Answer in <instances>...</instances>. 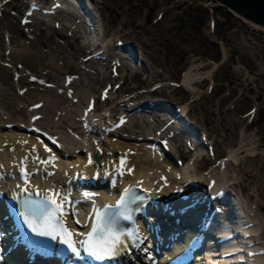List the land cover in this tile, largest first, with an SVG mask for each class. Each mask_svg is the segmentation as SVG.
Masks as SVG:
<instances>
[{
	"label": "rangeland",
	"instance_id": "rangeland-1",
	"mask_svg": "<svg viewBox=\"0 0 264 264\" xmlns=\"http://www.w3.org/2000/svg\"><path fill=\"white\" fill-rule=\"evenodd\" d=\"M2 2L0 0V122L31 123L36 126L35 129L39 128L37 122H40L43 127L54 131V134L56 132L66 138L70 146L80 138L84 142L78 143L79 148L83 144L90 146L91 140L80 134L82 109L88 103L87 98L99 94L111 82L109 78L114 80L112 94L109 96L115 99L105 103L99 100L96 104V116L101 115V111L106 108H111L112 111L121 109L122 101L140 104L148 98L166 100L178 106L179 110L184 106L186 109L190 107L186 117L191 119L201 136L213 147L216 157L206 154L204 159L193 162L191 154L204 153L205 148L199 147L202 149L200 150L194 146L195 143L190 142L191 145L188 146L185 140L175 138L180 142L179 153L175 150L172 152L174 158L183 159L180 168L189 169L188 173L196 174L205 169L203 171L219 175V180L227 186L231 203L235 199L246 198L243 200L246 202L244 210L239 209L240 215L253 223L250 227H258L254 231L255 239L264 245V235L261 237L256 232L259 233V228L264 229V214L254 199L247 200L248 193H255L252 189H256L258 181L253 180L246 184L245 189H241L237 184L231 183L237 179L238 168L229 163L230 160H225L229 166L220 163L241 140L247 149L256 147L258 151L262 148L264 150V28L256 27L250 20L211 0H85L89 14L85 15L80 4L76 8L78 12L73 9L58 11L60 13L49 15L48 20L37 19L29 26H23L19 20V14H22V8L26 6L24 0H10L5 5ZM92 15L96 17V21L99 20L93 29L90 25ZM110 38L112 40L109 41ZM115 39L130 42L138 53L135 60L140 59V63L136 64L131 59H125L123 65L119 66L120 74L124 72L122 77L117 78L116 73L110 71V66L116 64L115 60H120L114 53L107 55L100 63L92 59L82 62L83 56L88 53L84 42L92 45L101 43L102 45H95L93 50L104 53L103 43L109 41L108 45L113 47ZM17 54L22 57L17 58ZM192 67L193 81L196 78L202 81L193 82L187 87L181 85L182 79ZM123 69L125 70L122 71ZM68 72L75 73L74 81L70 83L64 79ZM120 80L122 83H119ZM157 84L159 86L153 88ZM142 89L145 91L141 92ZM62 94L65 96L62 97ZM37 100L42 101V106L45 103L40 109L32 106V101ZM118 101L121 103H117ZM144 108L145 111L140 110L130 115L131 120L136 123L132 122L129 126L136 135L139 134L134 142H139V137L144 134H151L149 131L155 129V126V133L162 132V120L165 123L168 121V128L177 129L180 126L178 121L170 120L171 115L167 112L149 106ZM35 113L40 115L38 120H34ZM126 116L122 115L124 119ZM233 122L235 126L231 125ZM70 127L76 129L70 131ZM14 130L13 126L0 130V140L2 136L7 137L3 140L6 143L2 141L4 147L26 144V139L13 136V132L25 133L26 130ZM122 131L127 132L124 127L119 130L121 133ZM26 134L31 135V131H26ZM178 141L175 143L178 144ZM106 142L109 144L107 140ZM31 144L27 143L25 146ZM192 146L194 150L190 149ZM138 150L137 154L143 152L141 148ZM258 161L259 159L255 162L249 160L252 165L249 163L248 167L258 169ZM214 165L215 168L211 170ZM1 182L2 180L0 184ZM258 200L264 205V191ZM256 223L262 225L259 227ZM261 255L264 256V252ZM261 259L252 257L247 262L255 264L257 261H264Z\"/></svg>",
	"mask_w": 264,
	"mask_h": 264
},
{
	"label": "bare ground",
	"instance_id": "bare-ground-1",
	"mask_svg": "<svg viewBox=\"0 0 264 264\" xmlns=\"http://www.w3.org/2000/svg\"><path fill=\"white\" fill-rule=\"evenodd\" d=\"M56 1H58V0H56ZM56 1L55 0H52L51 2H53V3H56ZM61 1V8H59V9H55V6H54V4L53 5H51L50 7H51V9H50V14H52V13H57L58 11H66V9H68V10H72L73 9V11H77L78 12V9H76L77 7H80V4L81 3H78V1L77 0H66L65 2H63L62 0H60ZM211 1H213V2H215V3H218V4H220L218 1H215V0H211ZM70 2V3H69ZM65 4H67V5H65ZM57 8V7H56ZM61 9V10H60ZM230 9V8H229ZM231 10V9H230ZM232 12H234V11H232ZM236 13V12H235ZM237 14V13H236ZM237 15H239V14H237ZM92 18L90 19V22H91V24L90 25H92V29L95 27V25L97 24V22L99 21H96V17H94L93 15L91 16ZM251 21V20H250ZM100 23V22H99ZM251 23H253L252 21H251ZM253 24H255V26L256 27H258V28H264L262 25H260V24H256L255 22L253 23ZM85 26V25H84ZM106 26V25H105ZM86 28H88V27H86ZM89 28H91V27H89ZM107 28V27H106ZM105 28V29H106ZM104 29V28H103ZM108 40V39H107ZM110 40H112L111 38L109 39V41ZM116 40V39H115ZM109 41H107V42H104L103 43V47H102V51L105 53H107V54H113V52L111 51V45L109 44L108 45V43H109ZM151 42V41H150ZM147 43V42H146ZM84 45L86 46V47H88V50L89 51H91V50H93V48L95 47L94 45H92L91 43H89V44H87V43H85L84 42ZM84 45H83V48H85L84 47ZM141 45H142V43H141ZM145 46V45H144ZM154 45H152V47H153ZM82 47V46H81ZM130 47H132V48H134L133 47V45L132 46H130ZM156 48V47H155ZM119 49V48H118ZM151 49V48H150ZM145 50V49H144ZM147 51V50H146ZM98 53V52H97ZM122 54V53H121ZM23 55V54H22ZM37 55V54H36ZM127 54H123L122 56L123 57H125ZM21 55H19V54H17V58H19ZM29 57L31 56V55H28ZM128 56V55H127ZM136 56V55H135ZM22 57V56H21ZM20 57V58H21ZM27 57V56H26ZM31 58H32V56H31ZM148 58V57H147ZM29 59V58H28ZM135 59H137V57L135 58ZM118 66H121V65H123V63H120L119 62V60L118 59H116V62H115ZM15 65V64H14ZM202 65V64H201ZM16 66V65H15ZM46 66V65H45ZM60 66V65H59ZM197 66V65H196ZM47 67V66H46ZM52 67H54L53 65H52ZM56 67V66H55ZM202 67H203V65H202ZM67 68V67H66ZM196 68V67H195ZM193 67L192 68H190V70H189V73L188 74H186V77L185 78H183L182 79V83H181V85H184V86H186L187 87V85L188 86H190L193 82H201L202 81V79H200V78H196V80L195 81H193V79L194 78H192V76L193 75H191V71H193ZM66 70V69H65ZM72 71H73V69H71ZM125 69H123L122 71H124ZM150 70V69H149ZM199 70V69H198ZM75 71V70H74ZM151 71V70H150ZM153 71V70H152ZM158 72V71H157ZM20 73V72H19ZM59 73V72H58ZM73 73V72H72ZM65 74V73H64ZM82 74V73H81ZM80 74V75H81ZM67 75V74H66ZM122 75H124V72H122L121 74H120V76L122 77ZM161 75V74H160ZM23 76V75H22ZM109 77V76H108ZM194 77H196V75H194ZM197 77H200V76H197ZM18 78V77H17ZM23 78V77H22ZM203 78V77H202ZM27 79V78H26ZM76 79V78H75ZM147 79V78H146ZM155 79V78H154ZM29 80V79H28ZM37 80V79H36ZM41 80V79H40ZM22 81V80H21ZM74 81V80H73ZM76 81V80H75ZM109 81H111V82H109V83H112L113 84V82H114V80L112 81L110 78H109ZM15 82V81H14ZM20 82V81H19ZM26 82H27V80H26ZM36 83V82H35ZM42 83V82H41ZM7 85H9V84H7ZM28 85V84H27ZM72 85V84H71ZM164 85H166V84H164ZM18 86V85H17ZM39 86H41V84L39 85ZM112 85H110L109 87H111ZM26 87V86H25ZM42 87V86H41ZM45 87V86H44ZM52 87V86H51ZM69 87V86H68ZM32 88H33V86H32ZM38 88V87H37ZM70 89H71V86L69 87ZM68 88V89H69ZM9 89V88H8ZM57 89H59V88H57ZM7 91V90H6ZM24 91H27V90H25V88H24ZM29 91H31V89L29 90ZM2 92H3V90H2ZM9 92V91H8ZM58 92H59V90H58ZM64 92V91H63ZM67 92V91H66ZM73 92V91H72ZM135 92V91H134ZM14 93H16V91H14ZM22 94V93H21ZM63 95V94H62ZM70 95H72V94H69V96ZM96 95H98V94H96ZM30 96V95H29ZM65 95H63L62 97H64ZM68 96V97H69ZM98 96H100V95H98ZM131 96V95H130ZM19 97V96H18ZM54 97V96H53ZM56 98L58 97V96H55ZM91 97V96H90ZM60 98V97H59ZM73 98V97H72ZM21 99V98H20ZM39 99H41V98H39ZM45 99V98H44ZM66 99V98H65ZM78 99V98H77ZM87 99H89V98H87ZM105 100H112V99H115V98H113V96L111 97V96H105V98H104ZM58 100V99H57ZM122 100V99H121ZM25 101V100H24ZM37 101H39V100H37ZM37 101H32V103H36ZM44 101V100H43ZM47 101H49V100H47ZM47 101H46V104H47ZM60 102H61V100H59ZM81 101V100H80ZM145 101H146V99H144V101H141L140 102V105H142V106H144L143 104L145 103ZM54 102V101H53ZM63 102V101H62ZM87 102H88V100H87ZM55 103V102H54ZM59 103V102H58ZM58 103H56V104H58ZM117 103H119L120 104V102L118 101ZM116 103V104H117ZM127 102H125V104H126ZM171 103V102H170ZM48 104H49V102H48ZM63 104V103H62ZM44 105H45V103H44ZM43 105V106H44ZM52 105H53V103H52ZM51 105V106H52ZM166 105H168L167 103H166ZM42 106V107H43ZM50 106V107H51ZM55 106V105H54ZM60 106V105H59ZM148 106V105H147ZM176 108L178 107V106H176V105H174ZM174 106H173V108H174ZM56 107V106H55ZM151 107V106H150ZM47 108V107H46ZM62 108V107H61ZM152 108H157L159 111L160 110H162L161 108H165V107H163V106H161V108H160V106L159 105H154V106H152ZM190 108V107H189ZM189 108H187L186 109V106H184V107H181V113L184 115V116H187L186 114H187V112L189 111L190 112V110H189ZM53 109H54V107H53ZM57 109H58V107H57ZM64 109V108H63ZM55 110V109H54ZM180 110H178L179 112H180ZM63 111V110H62ZM164 112H166V110L164 111ZM171 113L169 114V115H171V117H172V115H173V113H172V111H170ZM57 113V112H56ZM59 113V112H58ZM64 113V112H63ZM31 115H33V114H31ZM70 116V115H69ZM131 116H132V114H131ZM127 117H128V115H127ZM135 117V116H134ZM179 120H180V118H178ZM133 120V119H132ZM131 120V121H132ZM136 120V119H135ZM171 120V119H170ZM125 121H126V123H128V122H130L129 121V119L128 118H125ZM174 121V120H173ZM6 122H8V121H6ZM133 122V124H135L136 122L133 120L132 121ZM174 122H176V121H174ZM235 122H236V120H235ZM235 122H233V123H231V125L232 126H235ZM67 124V123H66ZM178 124L180 125L178 128H181V126H185V125H183L184 124V122L183 121H178ZM29 125H31V123H29ZM29 125H25V124H20V123H16V122H13V128H15V130H20V129H24V130H26V131H28L27 130V128L29 127ZM11 126V127H12ZM61 126V125H60ZM60 126H58V127H60ZM95 125H93V127H94ZM136 126V125H135ZM6 127V125H5V121L3 122H0V130H2V129H4ZM129 126H126L125 127V129L127 130V128H128ZM74 128H71L70 127V130H73ZM93 129V128H92ZM98 129V128H97ZM101 129V128H100ZM14 130V131H15ZM102 130V129H101ZM26 131H25V133L24 132H13V133H15V134H13V136L14 137H16V136H19L20 137V139L21 138H23V139H21V140H25L26 139V144L27 143H29V144H33V143H35L37 140V136H38V134H36L35 132L36 131H38L37 129H34V132L33 131H31V135H27L26 134ZM101 133H100V135H99V138H97V139H99V141H97L96 142V145H90V146H88L89 148L88 149H91V150H89L90 152H94L95 150H96V146L97 147H102V148H104V150L106 149H108L109 150V154H108V156H107V158H106V161L107 162H109V163H111V159H112V157L111 156H113L114 154V152L115 151H122V153H121V155H119V159L122 161V163L124 164V165H126V168H127V170H128V172H127V174H125V176H123V178L122 179H125L126 181L124 182V184L125 183H131V184H133V183H135V184H138V183H141V184H143L144 186H145V188L146 187H155V188H158V186L161 184V183H163V181H162V178H167L166 180H169L170 182L172 181V178L174 177V181H175V179H177V173L178 174H180V180L178 181L179 182V184L181 183V185H183V182H188V188L191 186V184L193 183V181L194 182H196L195 184H193L192 185V187L190 188V190L191 191H193L195 188H197V185H199L198 187L200 188V189H202V182L203 183H205V182H210L209 180H215V182L214 183H216V184H214V186L215 185H218V186H220L221 188H222V186L223 187H225V184H223L222 183V181L221 180H219V175H217V174H215L214 172H212L211 171V173H210V171L209 172H206V171H203V170H205V169H203V170H201V172H196V174H191V173H188V171L187 170H189V169H184V168H180V166H178V165H176V166H174V165H172L171 164V162L170 163H168L167 161H166V159H163V158H161L160 159V163L161 164H159V162H157V158L155 157V154L154 153H152L153 151H154V149L152 150V149H148V150H145V152L143 153V152H141L140 154H144V155H140V154H135V155H132L131 156V158H128V159H126V160H123L122 159V156H124V154H123V151L125 150V148L127 147V146H129L128 145V143L126 142V141H121L120 139L119 140H117V139H113V136L112 137H108V135L105 133V129L103 128V130L102 131H100ZM110 132H112L113 133V135L115 134V135H119V134H123V131H122V133H120V132H117V130H115V129H112V128H110ZM126 132V131H125ZM158 132H160V131H158ZM3 132H1V135H3L2 134ZM56 133V132H55ZM232 133V132H231ZM239 133V132H238ZM32 134H34L35 136H32ZM145 135V134H144ZM124 136H126V139L127 140H135V138L137 139V137L136 136H139V134L138 135H136L135 133H132L131 131L130 132H128L127 134H124ZM142 137V136H141ZM241 137V136H240ZM7 137L6 136H2V138H1V140H0V146L2 147L3 145H2V141L3 140H5ZM62 138V137H61ZM150 138H152V137H150ZM63 139V142H67V144L68 143H70L68 140H66V138H62ZM103 139H106L107 141H108V143L109 144H104V143H102V142H100L101 140H103ZM153 139V138H152ZM180 142V141H179ZM249 142H250V140H249ZM26 144H24V145H12V147H10L9 145H7V147H4L3 146V148L4 149H6V150H0V165H3V166H6V167H13L12 169L14 170V168H15V166L17 165V162L18 161H20L21 160V158H23V153L25 152L24 151V147L23 146H25ZM142 145H144V143H141ZM249 144V143H248ZM41 145H44V146H47V144H44V142H41ZM73 146H70L71 148L69 149V148H62L61 147V152L63 153V154H65L66 156L68 155V156H70V159H66V158H62V159H59L58 161H55L54 163L57 165V167H60V169H62L63 168V172L65 171V172H67V170H68V167H71V166H73L74 168H79V169H81L83 172L82 173H85V174H88V173H92V169L91 170H89V168H87L88 167V164H86V160H85V158H84V156L85 155H83V154H81V153H79V152H76L75 150L77 149V148H79V146H77V143L75 142L74 144H72ZM246 144L243 142V140H241V141H238L237 142V144L235 145L236 147H234V149H233V151L232 150H230L229 151V153H228V157H226V158H224V160L223 159H221V161H220V163L222 164V165H227V166H229V163H231L233 166L235 165L236 167L235 168H238V170H237V174H236V180H234V181H231V183H233V184H237L239 187H241V189H245L246 187V184H250L251 182H253V180H257L258 181V183L255 185L256 186V189H252L253 191H255V193H248L247 194V200H251L252 201V199H254V201L255 202H257L258 203V207H259V210H261L262 211V214H264V205H262L261 203H259L260 201L258 200V198H260V196H261V193H262V191H264V150H263V148H262V150L261 151H258V150H256L257 148L256 147H254V148H252L251 149V147L250 148H248L247 149V147H244ZM251 145V144H250ZM10 148H9V147ZM82 146V145H81ZM178 147H179V145L177 146H175V149H173V150H175V151H177L178 153H179V150H178ZM56 148H57V146H56ZM132 148H133V146H132ZM197 148V147H196ZM199 148V147H198ZM60 150V148H57V150ZM135 149V148H134ZM200 149V148H199ZM260 149V148H259ZM23 150V151H22ZM200 150H202V149H200ZM247 150V151H246ZM51 151V150H50ZM246 151V152H245ZM76 152V153H75ZM105 152V151H104ZM243 152H245V154H243ZM54 153V152H53ZM186 152H184V154H185ZM243 154V155H242ZM180 155H182V154H180ZM215 156H216V154H215ZM191 157H193L194 159H193V162H195V161H198V160H200V158H202V159H204V156L202 155V152L201 153H199V154H191ZM190 157V158H191ZM174 158V157H173ZM189 158V159H190ZM257 159H259V161H260V167L258 168V169H255V167L254 168H251V167H248V165H249V160H251V162H255V160H257ZM225 160H230L229 161V163L228 162H226ZM120 161V162H121ZM207 161V160H206ZM216 161V160H215ZM258 161V162H259ZM217 162V161H216ZM215 162V163H216ZM223 162V163H222ZM228 163V164H227ZM189 164L190 163H188V167H189ZM219 164V163H218ZM251 164V163H250ZM87 165V166H86ZM112 164H110L109 166H111ZM252 165V164H251ZM250 166V165H249ZM257 166V165H256ZM52 167V166H51ZM53 167H55V165H53ZM258 167V166H257ZM5 168V167H4ZM49 168V167H48ZM190 168V167H189ZM215 168V165L213 166V168L211 169V170H213ZM99 169V171L100 172H105L106 171V169L105 168H98ZM206 170H208V169H206ZM206 172V173H205ZM235 174V173H234ZM233 174V175H234ZM232 176V175H231ZM230 177V176H229ZM231 178V177H230ZM230 183V182H229ZM252 184H254V183H252ZM214 186H212V188H211V193H213V191L215 192V190H217ZM251 186V185H250ZM249 187V186H248ZM198 188V189H199ZM221 188H219V189H221ZM238 188V187H237ZM123 189V188H122ZM251 189V188H250ZM203 191H205V189L204 190H202L201 192H197V194L199 195V193H202L201 195H203L204 194V192ZM244 191V190H243ZM251 191V190H250ZM257 191V192H256ZM211 193H209V194H211ZM200 195V196H201ZM237 195H238V193H237ZM241 196V195H240ZM239 196V197H240ZM237 197V196H236ZM105 198V197H104ZM241 198V197H240ZM263 198V197H262ZM246 200V198H243V200ZM243 200H241V199H238V200H236L235 199V201L232 203V205H229L230 206V212L231 213H233L234 215H235V217H237L238 219V221L237 222H239V224H245V223H247V222H250V221H248V220H244V218H243V216L241 217V215H240V211H239V209L241 208L242 210H244V204L246 203V202H243ZM254 203V202H253ZM256 203V204H257ZM249 204H251V203H249ZM264 204V203H263ZM246 205V204H245ZM253 206V205H252ZM254 206H257V205H254ZM255 208L256 207H254V210H255ZM238 209V210H237ZM242 213V212H241ZM258 213V212H257ZM261 214V215H262ZM242 215H243V213H242ZM246 216V215H245ZM248 216V215H247ZM257 216V215H256ZM253 217V216H252ZM251 216H250V218H252ZM262 219H264V215H262ZM193 220H194V218H193ZM259 220V219H258ZM260 221V220H259ZM263 221V220H262ZM253 224V223H252ZM257 224V223H256ZM257 225H259V223L257 224ZM260 225H262V224H260ZM260 225H259V227H260ZM258 229V227L256 228V229H254V228H252V227H250V229H248L249 231H250V233H251V235L253 236V235H255V230H257ZM253 230V231H252ZM257 232V235H261V237H262V235H264V229H260L259 228V233H258V231H256ZM262 247L263 248H261L260 246L259 247H256L255 248V246L253 245L252 246V248H248V250H251V251H254L255 253H254V257L255 258H262L261 260H264V256L263 255H261V253H263L264 252V245L262 244ZM213 254H216V251H214V253ZM11 255H12V257L9 259L10 261H12L13 263L15 262V264H28V262H27V259H25V255L23 254V252H22V250H12V253H11ZM241 254H239L238 256H240ZM253 257V258H254ZM232 259H234L235 257H231ZM238 258V257H237ZM239 259V258H238ZM226 259H225V256H224V258H221L220 259V261H219V263L221 262H223V261H225ZM216 261H218V259H216ZM228 261V260H227ZM216 263V262H215ZM215 263H213V264H215ZM246 263V262H245ZM244 263V264H245ZM29 264H55V263H53V262H34V263H29ZM240 264H242L241 262H240ZM255 264H264V261H257Z\"/></svg>",
	"mask_w": 264,
	"mask_h": 264
},
{
	"label": "snow or ice",
	"instance_id": "snow-or-ice-1",
	"mask_svg": "<svg viewBox=\"0 0 264 264\" xmlns=\"http://www.w3.org/2000/svg\"><path fill=\"white\" fill-rule=\"evenodd\" d=\"M130 190H125V195H128ZM58 195V193L56 194ZM134 201H143V197L134 196ZM55 204L56 202L50 201ZM124 199L119 201V204H124ZM43 205L37 204L31 208L33 217L37 213L43 212ZM111 206H105V212H97L95 215L96 222L92 225L91 232L87 234V240L84 241L86 245V251L98 260L110 258L117 252L118 246L122 244L121 234L116 231V217L108 215L107 210ZM62 204H56V207L48 212H43L41 222L37 223L34 219H29L28 215L21 212V215L25 217V221L33 232H37L39 235L51 236L55 239L58 235L62 237V242L71 248L73 253L79 255L78 249L74 246L71 236L72 233L66 228L61 219L58 216V211H62ZM79 223V221H77Z\"/></svg>",
	"mask_w": 264,
	"mask_h": 264
},
{
	"label": "water",
	"instance_id": "water-1",
	"mask_svg": "<svg viewBox=\"0 0 264 264\" xmlns=\"http://www.w3.org/2000/svg\"><path fill=\"white\" fill-rule=\"evenodd\" d=\"M215 1H218L222 6L224 5L226 8H230L232 11L239 14V16L245 17L247 20H251L253 23L255 22L256 24H260L264 27V0ZM162 103H167L168 105L170 104V102ZM171 111H174V109H172ZM185 125H188L189 128L194 127V125L189 123L188 121L185 122Z\"/></svg>",
	"mask_w": 264,
	"mask_h": 264
}]
</instances>
